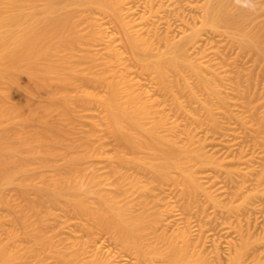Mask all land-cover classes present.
I'll return each instance as SVG.
<instances>
[{"label": "rangeland", "instance_id": "rangeland-1", "mask_svg": "<svg viewBox=\"0 0 264 264\" xmlns=\"http://www.w3.org/2000/svg\"><path fill=\"white\" fill-rule=\"evenodd\" d=\"M204 1L185 0L180 4V13L190 21L193 15L194 18L201 17L200 5ZM244 2L252 8L246 25L254 30L260 28L264 25V0ZM228 5L233 7L234 2H228ZM14 11L13 7L6 8L7 14ZM25 11L29 14L31 8ZM75 15L79 30L88 34L90 25L85 14L78 11ZM94 16L99 18L97 30L101 37L81 44L75 50L77 55L70 59L81 78L73 79L67 86L56 80L43 95L22 90L16 101L22 105L27 102L46 104L50 96H59L63 91L71 96L73 109L71 113H66L63 107H58L49 112L52 119L64 123L66 132L64 138L53 145L54 155L48 163H44L41 156H35L27 160L26 171L18 173L13 182L0 179V245L18 255L16 264H52L57 261V250L72 251L73 247H65L67 242H78L81 247L84 245L81 251L86 252L80 256L90 262L97 263L102 259L113 264H148L137 260L135 251L127 248L115 231L96 228L88 234L80 229L86 222L85 217L77 216L73 209H67L62 203L56 205L45 201L38 211L34 208L32 202L39 198L38 188H50L65 176L72 177L68 173V161L81 155L72 178L80 179L92 188L86 196L92 206L99 204L96 192L100 191L115 195L122 203L131 201L130 215L134 216L145 209L144 202L147 201L149 205L145 215L148 224L156 214L159 221L153 228L145 230L146 244L165 248L170 242L183 244L185 239L191 250L202 253L210 264H230L243 237L252 240L264 237V134L259 120L264 115V60L252 50L241 47L237 40L232 41L226 35L225 27H222L224 30L206 34L209 35L207 42L202 44V48H206L201 53L196 54L193 49L189 51L191 59L206 62V66L210 65L220 73L218 77L216 74L208 76L211 75L222 88L220 94L226 98L228 111L231 109L233 112L227 114L218 98L206 97L194 83L195 75L189 69L184 70L183 75L193 83L198 99L190 97V89L179 90L175 75L170 76V91L162 90L155 71L144 68V61L133 56L125 35L111 17L96 13ZM162 29L161 32H164ZM8 33L6 26H0V35ZM144 35L155 36L154 31ZM54 41L58 43V39ZM212 46L217 55L205 57L202 52L205 49H210V52ZM210 58L212 61H207ZM113 78L121 79L125 88L142 93L148 105H152L154 115L146 119L147 125L163 118L164 124L159 127L161 133L176 138L179 145L200 148L205 155L216 160L217 163L201 165L196 160L179 159L183 170L192 171L199 178L204 191L197 196L190 195L182 183V170L175 168L169 178L153 180L147 166L160 161L155 150L147 147L136 153L120 140L107 118L103 102L109 90L108 82ZM123 79L127 81L124 83ZM1 88L6 91L9 84L5 82ZM175 95L183 102V108L175 106ZM206 99L213 106L219 128L214 127L208 119V111L201 106L200 100ZM28 108L22 106L13 112L7 111L10 115L4 111V128L11 130L19 126ZM187 130L193 134V141H190ZM119 153L129 158L140 156L146 166L128 170L131 177L124 181L128 191L121 195L115 185L120 178L115 172ZM28 154L29 151H25V155ZM135 178L146 185L145 195L140 196L142 193L138 186H133L137 180L130 183ZM23 183L28 184L24 193L21 191ZM209 196H213L218 204L212 202ZM22 216L25 224L19 220ZM40 217L45 218L47 226L42 225ZM49 239L55 246L47 243ZM262 250L263 244L253 245L243 264H257L255 258ZM161 261L157 260L155 264H166ZM259 264H264V259Z\"/></svg>", "mask_w": 264, "mask_h": 264}, {"label": "bare ground", "instance_id": "bare-ground-1", "mask_svg": "<svg viewBox=\"0 0 264 264\" xmlns=\"http://www.w3.org/2000/svg\"><path fill=\"white\" fill-rule=\"evenodd\" d=\"M183 1L185 0H0V26H6L9 31L8 34L0 35V179L13 182L18 173L26 171L27 160L35 156H41L43 162L48 163L54 155L53 145L64 138L66 132L64 123L52 119L49 112L53 108L63 107L64 112L71 113L73 109L71 96L61 91L59 96H50L46 104L27 102L22 105L16 101L22 90L43 95L56 80L67 86L73 79L81 78L80 73L70 63V59L77 55L75 50H78L81 44L101 37L97 30L99 18L94 16L95 13L111 17L125 35L133 56L144 61V68L155 71L162 90L170 91L172 81L170 76L175 75L179 90L190 89V97L198 99V94L192 88L193 83L183 75L184 70L189 69L195 75L194 83L206 97L218 98L225 111H228L226 98L220 94L221 87L211 76L216 74L218 77L220 73L212 66H206V62L191 59L189 51L193 49L196 54L201 53L206 48H202V44L207 42L206 37L209 36L206 34L209 31L218 32L225 27L226 35H229L232 41L237 40L241 47L252 50L264 60V25L256 30L246 25L252 8L244 0H205L200 5L201 17L194 18L192 14L194 21L180 13L179 8ZM228 2H234L233 7H230ZM191 6L194 7L193 4H189V7ZM8 7H13L15 11L7 14ZM26 8H31L29 14L26 13ZM78 11H82L89 22L88 34L78 28L75 19ZM161 27L164 32H161ZM152 31L155 38L145 37V33L151 34ZM54 39H58V43ZM211 49L210 52V49L202 52L205 57L217 55L214 46ZM212 58L207 61H212ZM120 80L117 78L109 80V90L103 99L107 118L114 132L133 152L139 153L147 147L155 150L160 161L147 166L153 180L169 178L174 168L182 170L181 179L186 191L192 196H197L205 189L192 171L183 170V163L179 159L185 157L192 162L196 160L201 165L217 163L216 160L205 155L200 148L179 145L176 138L161 133L159 127L164 124L163 118L156 119L152 125H147L146 119L154 113L152 105H148L142 93L129 90V87L125 88L126 85ZM5 82L9 84L6 91L1 88V84ZM124 92H127L126 96ZM200 101L201 106L208 111V119L214 127L219 128L220 123L215 117L211 102L208 99ZM174 104L179 109L184 107L178 95H175ZM22 106L29 108L22 115L19 126L11 130L5 129L3 125L6 114L10 115L8 112ZM260 118V129L264 134V115ZM189 130L187 135L190 141H193L194 136ZM25 151H29L28 156L25 155ZM81 159L82 156L78 155L68 161V173L72 174V177L77 170L76 164ZM117 159L115 172L123 181L118 177L115 185L118 194L121 195L128 191L127 183L124 182L125 178L131 177L128 170L142 168L145 165L140 156L129 158L126 154L119 153ZM125 169L127 171H124ZM72 177L65 176L50 188L39 187L37 190L39 198L32 202L34 208L39 209L40 204H44L45 201L56 205L64 204L67 209H73L77 216L85 217H81L86 219V222L82 223L80 229L88 234L96 228L115 231L123 244L135 251L137 260L141 262L155 264V261L162 260L161 263L166 264H210L202 253L193 252L185 239L183 244L170 242L165 248L146 244L145 230L153 228L159 221L156 214L148 224L145 215L149 205L147 201L144 202L145 209L134 216L130 215L133 207L131 201L125 200L122 203L115 195L113 197L111 193L109 195L100 191L96 192L99 204L92 206L86 197L92 188L80 179ZM136 178L130 183L133 184V181L137 180L133 186H138L139 192L142 193L140 196L143 193L145 195L146 185ZM27 186L26 183L21 184L23 193L26 192ZM209 197L212 202L218 204L213 196ZM19 220L25 224L23 216ZM41 221L42 225L47 226L45 218H41ZM52 241L49 239L47 243L55 246ZM255 244L264 246V237L254 240L243 237L231 257L230 264H243L245 256ZM81 245L78 242H67L65 247H73L72 251L68 253L57 250V261L52 264H113L102 259L94 263L85 257L81 258V253L86 252L81 251L84 248V245L82 247ZM18 259L16 253L0 245V264H16ZM261 259H264V250L255 258L257 264Z\"/></svg>", "mask_w": 264, "mask_h": 264}]
</instances>
